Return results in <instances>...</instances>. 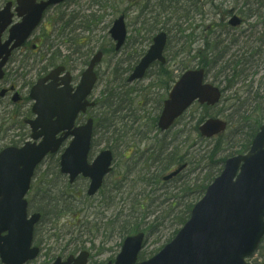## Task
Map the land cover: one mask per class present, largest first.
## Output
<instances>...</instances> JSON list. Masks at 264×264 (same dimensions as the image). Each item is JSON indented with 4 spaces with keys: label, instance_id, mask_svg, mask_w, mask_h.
<instances>
[{
    "label": "rangeland",
    "instance_id": "374dc122",
    "mask_svg": "<svg viewBox=\"0 0 264 264\" xmlns=\"http://www.w3.org/2000/svg\"><path fill=\"white\" fill-rule=\"evenodd\" d=\"M6 1L8 0H0V7ZM65 4L51 8L34 33L32 40L39 45L38 53H31L30 45L27 54H25L27 48H24L15 55L16 67L26 64L27 67L20 70L27 71L28 76L20 80L19 88L22 96L20 102L14 103L12 99L0 98V147L12 143L22 144L30 138L31 131L24 123V119L32 117V102L26 98L29 92L26 82L35 81L40 68L47 64L42 61L33 66L37 57L41 60L42 54H47L49 58L51 54L60 51L61 56L59 55L58 58L70 59L69 65L77 76L86 68L84 63L99 49H103L105 55L96 68L99 80L93 97L99 98L104 90H110L118 84L124 85L123 91L131 87L132 91L143 95V109L138 112L140 121L134 123L131 117L124 121L130 128L136 127L139 123L149 124V121L155 118L160 101L167 96L168 86H172L171 78H177L186 65H195L197 62L195 54L198 49L205 47L204 43L207 39L209 43L220 45V49L215 51L212 49L208 52L213 59L216 54H223L222 59L218 58L217 66L210 69L211 72L207 78L209 82L226 89L220 103L209 109L200 105L192 106L180 123L171 130L173 132L183 130L176 143H180V146L183 143V152L190 153L191 160H195L165 188L164 185H158L146 189L144 185L137 183L140 177L147 172H154L158 166L156 164L148 167L149 162L146 166L148 168H145L144 161L141 164L137 163L148 151L151 143L159 146L157 141L159 138L156 139L157 133L153 129H149V132L143 131V134L130 133L129 138L126 139L128 143H116L115 139H111L110 133L104 135L103 131L96 134L93 153L96 155L103 147H110L115 158L112 175L107 178L102 190L92 198L85 196L87 185L84 180H78L71 187L67 185L68 181L60 173L55 158L48 157L40 166L35 182L38 184L41 179L47 180L54 197V203L50 204V209L54 214L59 212L60 216L56 218L50 215L45 222L39 224L36 243L41 241L42 252L36 264L49 258L53 261L57 256L66 257L85 248L91 254L89 264H113L125 238L122 224L126 219L136 215H133V211L139 208L138 203H145V200L146 206L152 204V208L158 210L144 218L145 223L142 225L150 224L149 222L157 216L160 221L164 220V224L160 225L155 232L149 234L144 230L147 240L142 253H144V259H148L164 247L174 231L170 225L171 218H165L168 207L174 201L181 202L185 196L186 202L195 203L204 195L202 190L204 185L207 186L220 173L223 163L216 159V164H213L209 158L213 149L219 145L220 149L217 153L224 150L221 156L230 157L231 155L228 154H233L238 151L236 149L245 145L243 140L245 135L242 132L247 126L264 123V6L260 8L258 4H255L253 7L255 14L242 26L233 28L227 24L228 16L226 17L223 13L233 7L240 9L242 3H239V0H184L179 2L176 11L169 9L157 11L150 4L149 9H143L144 13L141 10L146 2L140 0H72L68 6ZM121 13H125L126 16L128 41L120 51H115L110 29ZM140 13L143 15L138 18ZM237 13L241 16L239 11ZM62 20L68 23L66 29H62ZM156 20L159 21L157 28H170L166 51L170 61L167 66L170 77H161L159 66L154 65L145 78L125 87L123 76L115 80L116 76L124 72L129 65L135 66L141 58L140 54L149 48L152 36L158 32L150 31L152 29L150 25ZM141 27L144 28L143 32L138 31ZM180 27L186 31L179 30ZM145 28L149 29V33L145 31ZM202 32L203 36L207 34L204 41L201 40ZM196 39L200 41L197 42ZM238 61V65H233L236 67L235 72L237 71L238 77L234 78L233 82L226 81L227 77L232 76L233 68L225 69V67L230 63L237 64ZM147 101L149 103H146ZM94 113L98 112L92 110L91 115ZM123 114L129 115V110L125 109ZM190 115L194 118L192 123ZM202 117L204 119L221 118L229 122V127L224 134L216 138L207 140L198 138L199 133L192 127L197 125ZM128 145L135 149L139 148L133 155L132 161L131 150L127 149ZM199 153L200 157L201 154L204 156L200 164L196 162ZM176 166L174 165L172 169ZM209 175H211L210 181ZM197 185L203 188H200L201 186L198 188ZM34 190H37V186ZM62 191L71 193L72 198H63L59 203L55 202ZM192 191L197 192L187 197ZM32 197L36 201L34 204L37 203L39 207L46 203V201L39 203V197L34 196V192ZM149 198H153L156 204L150 203ZM64 199H67L69 208L67 211L61 206ZM180 207L176 210L179 211ZM263 261L264 242L248 259L249 264H261Z\"/></svg>",
    "mask_w": 264,
    "mask_h": 264
},
{
    "label": "water",
    "instance_id": "95a60500",
    "mask_svg": "<svg viewBox=\"0 0 264 264\" xmlns=\"http://www.w3.org/2000/svg\"><path fill=\"white\" fill-rule=\"evenodd\" d=\"M63 1L17 0L16 12L22 20L10 28V37L5 43L1 37L13 22L12 3L8 2L0 9V57L4 53L9 55L13 48L24 43L41 22L48 6ZM239 23L238 17L231 20L232 25ZM110 32L117 41L116 48L120 49L127 36L123 16L115 20ZM14 40L12 48H9ZM166 44L167 34H157L128 81L143 78L153 62L164 63ZM101 58L102 52H98L91 60L75 93H72L67 78H64L65 86L57 88L56 76L62 67L39 80L31 91V97L36 100L33 110L37 118L29 123L35 141H28L21 148H6L0 154V259L3 264H25L39 255V247H33L32 242L34 227L41 215L37 213L28 218L24 197L36 166L47 154L56 153L63 141L73 136L61 155V171L69 175L70 182L80 174L90 178L89 195L98 191L111 169L113 155L108 149L101 151L92 163L88 161L93 119L74 127L79 112L94 104L88 102L87 96L97 80L94 66ZM5 60L0 63V78ZM49 79L53 81L46 84ZM221 95L220 88L205 82L204 69L187 70L165 100L158 126L163 131L167 130L196 100L212 106L220 101ZM226 128L227 122L209 118L200 126V131L203 136L213 137ZM59 133L62 135L57 137ZM182 168L165 179L177 175ZM263 236L264 125L247 154L226 160L222 173L207 187L205 195L194 205L190 219L170 243L150 259L137 262L145 234L128 236L115 264H248L246 258L257 250ZM88 257L89 253L82 251L65 261L58 257L53 264H88Z\"/></svg>",
    "mask_w": 264,
    "mask_h": 264
},
{
    "label": "trees",
    "instance_id": "16d2710c",
    "mask_svg": "<svg viewBox=\"0 0 264 264\" xmlns=\"http://www.w3.org/2000/svg\"><path fill=\"white\" fill-rule=\"evenodd\" d=\"M158 3L154 6L152 5V8L158 9V10H171V11H176L177 9V5L179 4L178 0H157ZM152 0H148L147 3L148 5L145 6V8H148L149 5L151 4ZM254 3V2H253ZM253 3L250 2V0H247L246 2H244V4L246 5H252ZM257 3L259 4H264V0H257ZM157 6V7H156ZM160 8V9H159ZM247 14H253L252 13V9L249 8L247 9ZM187 15V14H185ZM159 24V21H154V23L151 25L150 27V31L153 33L155 32L157 29V25ZM180 30H185V29H180ZM147 31H149V29H147ZM204 60L205 64H212L214 62L213 58H207V59H202ZM239 61L235 62V64H228V66L225 67V69H227V67L233 68V74L231 77H227L226 81L228 82H233L234 78L238 77L237 71L235 72V68L233 65H238ZM161 70H160V75L162 76V74L167 75L168 72L164 69V67L161 66ZM211 68H208L207 72L210 73L211 72ZM223 68V70H225ZM127 72V70L125 69L124 72H121L120 75L123 76V74ZM123 81L125 82V78L123 77ZM126 83V82H125ZM119 85V84H118ZM123 87L124 85H119L118 89L116 90H112L111 92L109 91L107 97L104 98V100H102L103 105H102V110L103 112L100 113L98 116H95V121H96V126L103 128V134H111V139H115L116 143H128L129 141L126 140V138H128V134L134 130L133 134H139L140 132H142L138 127L134 129V127L130 128L127 127V123H125V119L129 118V115H124L123 113L125 112V109L128 110H132L134 113L136 112V110L133 108L134 106H137L139 108H142V106L144 105V101L143 100H137L135 101V98L129 93L130 91L126 90L123 91ZM126 87V86H125ZM225 90V89H224ZM206 108V107H204ZM130 112V111H129ZM157 115L155 116V118L152 121H149L150 124L149 127L156 129V119ZM192 118V117H191ZM204 120V117L201 118V120L198 122L197 126L194 128L196 131L198 130V126L200 125L201 121ZM119 125H121L124 129H121V127H119ZM258 126L259 123H255L254 125H250L247 128V131L243 134H245V137L243 138V140L245 141V145L243 147H240L239 149H236L238 151H236L235 153H242L248 150L251 140L253 139L254 135L256 134L257 130H258ZM150 128V129H151ZM125 130L126 132L122 133L121 131ZM181 131V130H179ZM178 136V135H177ZM179 138V137H178ZM200 138V137H198ZM169 139V132L164 133V136L160 139L159 141V146L158 148H156V146L151 145V147L148 149V151L144 154V156L137 162L139 164L140 161L144 160V162L146 164H144V166L146 167L147 164L150 162L151 164L148 167H152L156 164H158V166H156V170L154 172H147L146 175H144L143 177H140V180H137V183L140 185H144V187H146V189L149 188H154L158 185L162 186L164 185V188L168 185L169 182L176 180L179 176H177L176 178L170 180V181H162V176L170 171L172 169V167L174 165H181V164H193L194 160H191L190 157V153H185L182 150L183 147V143L181 144V146L179 147L178 145H175V141H168ZM202 139V138H201ZM171 140H175V137L172 136ZM162 142V143H160ZM130 149V158L131 161L133 160V155L137 152L138 148L135 149L134 147H131L130 145L127 146V149ZM218 149H220V146H216L211 155L209 156V158L212 160V162L214 163V161L217 159V151ZM231 152V151H230ZM231 155V154H228ZM216 158V159H215ZM225 158V157H224ZM224 158H219L218 160H222L224 161ZM199 159V160H197ZM204 159V156L201 154L200 157V153L198 154V157L196 158V162H198V164H200ZM146 167V168H148ZM211 178L209 177V180ZM155 185V186H153ZM198 186V185H197ZM201 185L198 186V188ZM206 185H204V189H205ZM200 188H203V186H201ZM204 189H202L204 191ZM197 191H192L190 194L187 195V197H190L192 194H195ZM148 196V195H147ZM186 197V196H185ZM185 197L183 199H181L180 201H174L172 203L171 206L168 207V211L165 213L166 217L165 218H171V228L174 229L171 237H173L177 231L179 230V227H181L190 217V213H191V209L193 207V201L189 202V201H185ZM168 200V198L166 199ZM150 203H155L156 201L153 200V198H149ZM55 202L59 203L58 199H55ZM140 202V201H139ZM145 203H141L139 205L138 209H135L133 211V215L136 214L134 217H130L128 219H126V221H124V223L122 224V230H123V237L129 235V234H133L136 233L138 231H148L149 234L155 232V230H158L157 228L160 227V225L162 226L164 223V220L160 221V218L158 219L159 216H157L153 221H150L148 223H146L145 225H142L143 223H145L144 218H146L147 216H149L150 214H154L158 209L155 208L153 209L152 204H149V206H146V200L144 201ZM54 203V202H52ZM56 204V203H55ZM137 205V206H138ZM61 206L64 208L65 211H67L68 206L66 203L61 202ZM155 206V205H154ZM161 205H159L160 207ZM180 207V210L177 211L176 208ZM158 207V208H159ZM66 208V209H65ZM151 208V209H149ZM38 211H40L43 214L44 217V221L46 220V217H49L50 215H54L56 218H58L60 216V213H53V211H51V209L46 208V207H38ZM146 212V213H145ZM133 218V219H132ZM140 220V221H139ZM156 222V223H155ZM36 235H38V228H36ZM170 238H168L167 241H169ZM42 240V239H41ZM41 242L40 240L38 241V243ZM264 242V240H263ZM144 256V253H143ZM51 258H49V260H44L43 262H40L39 264H51ZM37 262H31L28 264H36Z\"/></svg>",
    "mask_w": 264,
    "mask_h": 264
},
{
    "label": "flooded vegetation",
    "instance_id": "af4514ba",
    "mask_svg": "<svg viewBox=\"0 0 264 264\" xmlns=\"http://www.w3.org/2000/svg\"><path fill=\"white\" fill-rule=\"evenodd\" d=\"M71 1L72 0H66L65 1V3L67 4V6L69 5V2H71ZM49 10L47 9L46 13ZM46 13H45V15H46ZM67 26H68V23L66 22L64 29H66ZM200 35H202V34H200ZM7 37H8V32H6L4 34V40H6ZM204 37H206V36L204 35L203 38ZM32 38H34V37L32 36L23 46H21L20 48L15 49L13 51H11V53L9 54V56L7 58V61H6L5 65H4V67H3L2 77L0 78V98H2V99H12V101L14 103H18V102H20L22 100V96H21L19 84H20L21 78L25 77V79H26L28 75L26 74L27 71L22 72V70H20V68L24 69L25 67H27V65L25 64V65L16 67V57H15V55H16V53H18L20 50H22L24 48H27L26 49V53H25V54H27L28 53V47L30 45H31L30 52L31 53H34V54H37L38 53L39 45L37 43H35L32 40ZM198 41H200V39ZM40 58L42 59V61H44V59H45L43 54L40 56ZM37 59H38V57L35 59L36 63L33 64V66H35L36 64H38ZM51 62H53V59H52ZM58 64H60V63H58ZM63 65L65 66L66 71H71V73H72V82L76 86L79 83V80H80V77L79 76H80V74L76 76L73 73L72 68L70 67V65L68 63L63 62ZM9 69H11V71H9ZM33 70H36V68H33ZM46 74L47 73L43 74V76L46 75ZM33 82H34V80L33 81H30L28 83L26 82V84H28L27 85V88H29L28 91L30 90V87L32 86V83ZM29 96L30 95H29V92H28L26 98H29ZM29 99L32 102L31 98H29ZM8 145H16V143H12V144H8ZM6 146L0 147V148H4ZM41 192H44V191L42 190ZM33 212H36V209L33 207L32 203L29 201V213L32 214Z\"/></svg>",
    "mask_w": 264,
    "mask_h": 264
}]
</instances>
